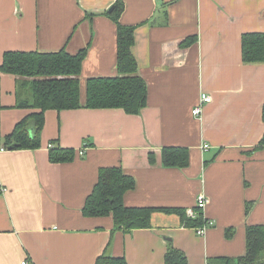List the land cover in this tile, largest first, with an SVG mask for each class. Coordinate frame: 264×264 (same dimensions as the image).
Instances as JSON below:
<instances>
[{"label": "crops", "instance_id": "1", "mask_svg": "<svg viewBox=\"0 0 264 264\" xmlns=\"http://www.w3.org/2000/svg\"><path fill=\"white\" fill-rule=\"evenodd\" d=\"M119 4L120 24L135 26L146 106L138 115L47 110L39 148L0 151V264H95L100 256L164 264L169 246L188 264H218L245 255L248 226L264 227V148L254 149L264 133V64L241 59V36L264 32V0H0V65L9 51L84 50V101L88 79L117 76L108 11ZM188 37L195 43L180 51ZM21 79L0 71V146L37 112L19 106ZM50 144L73 158L51 162ZM164 147L186 149L188 165L163 166ZM112 167L134 181L125 207L158 209L149 228L125 233L110 215H83L100 169ZM200 194L202 217L214 221L204 236L161 210L195 209Z\"/></svg>", "mask_w": 264, "mask_h": 264}, {"label": "trees", "instance_id": "2", "mask_svg": "<svg viewBox=\"0 0 264 264\" xmlns=\"http://www.w3.org/2000/svg\"><path fill=\"white\" fill-rule=\"evenodd\" d=\"M122 5H116L109 13L117 25V76L91 78L86 81V94L81 101L79 75L85 51L70 55L64 49L52 53L5 52L0 71L22 78L21 108L36 110L26 116L3 140V147L9 150H34L40 147V134L47 110L122 109L126 114L138 115L146 106L147 87L138 75V65L132 54L135 26L122 25L119 17ZM196 41L188 37L177 43L180 51L188 49ZM241 59L245 64H264V32L246 33L241 36ZM264 123V105L261 111ZM264 148V133L254 149ZM73 152L50 148L51 162H66L73 158ZM188 151L178 147H164L161 151L165 167L184 168L188 165ZM150 161L152 156L150 155ZM134 181L124 175L120 168L100 169L98 180L91 194L86 198L82 212L87 217L111 216L115 229L127 233L135 229L150 227L151 214L158 209L129 208L123 204L125 192L133 189ZM177 213L183 224L195 228L203 224L202 214L187 218L179 209H161ZM246 252L238 259H223L218 264H264L260 261L264 252V227L246 228ZM95 264H125L123 259L100 256ZM164 264H188L184 253L169 246Z\"/></svg>", "mask_w": 264, "mask_h": 264}, {"label": "built area", "instance_id": "3", "mask_svg": "<svg viewBox=\"0 0 264 264\" xmlns=\"http://www.w3.org/2000/svg\"><path fill=\"white\" fill-rule=\"evenodd\" d=\"M203 101L205 103H208L210 101V98L206 97ZM200 112H201L200 105L195 107L192 110V114L195 116L199 115ZM48 147L52 148V145L50 144V145H48ZM207 147H208L207 145H203V149H207ZM4 150H7V149L0 146V151L2 152ZM1 190L4 191V189H0V191ZM206 205H207V198L205 197V195H203V194L198 195V197L196 199L195 209H188L185 212L187 218H194L197 213L202 214V212L205 210ZM202 220H203V224L198 226V227H195V233L198 236H204L206 234L207 230L214 226V221L206 219L204 217H202ZM21 264H30V263L27 259H24L21 262Z\"/></svg>", "mask_w": 264, "mask_h": 264}, {"label": "rangeland", "instance_id": "4", "mask_svg": "<svg viewBox=\"0 0 264 264\" xmlns=\"http://www.w3.org/2000/svg\"><path fill=\"white\" fill-rule=\"evenodd\" d=\"M260 261H261L262 263H264V253H263L262 256H261Z\"/></svg>", "mask_w": 264, "mask_h": 264}, {"label": "water", "instance_id": "5", "mask_svg": "<svg viewBox=\"0 0 264 264\" xmlns=\"http://www.w3.org/2000/svg\"><path fill=\"white\" fill-rule=\"evenodd\" d=\"M113 10H114V7H111L108 12L111 13Z\"/></svg>", "mask_w": 264, "mask_h": 264}]
</instances>
